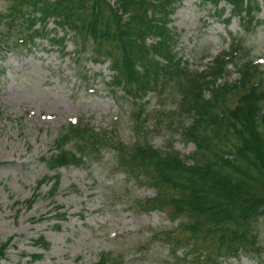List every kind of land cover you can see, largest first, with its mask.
I'll return each mask as SVG.
<instances>
[{
  "label": "trees",
  "instance_id": "obj_1",
  "mask_svg": "<svg viewBox=\"0 0 264 264\" xmlns=\"http://www.w3.org/2000/svg\"><path fill=\"white\" fill-rule=\"evenodd\" d=\"M176 1L3 0L0 50L27 45L30 50L37 39H47L64 52L69 35L74 62L89 54L87 59L108 63L114 72L108 84L123 104L119 117L132 127L130 137L113 126L96 130L71 123L56 137L53 152L42 158L48 169L83 167L110 152L127 180L154 191L135 201V212L159 210L179 220L161 236L165 257L174 264H221L241 255L264 264L257 229L264 215V68L250 57L242 38L233 39L230 49L204 70L191 68L174 51L176 34L168 27ZM203 1L217 8L221 0ZM224 1L244 28L262 7L259 0ZM50 20L56 25L52 30ZM150 93L154 103L144 100ZM161 127L193 143L195 150L182 156L171 146L156 147L150 138ZM50 180L47 195L53 198L57 174L40 179L35 190ZM36 191L27 208L39 197ZM11 240L0 238V259ZM35 243L49 247L43 237ZM123 263V255L103 252L94 264Z\"/></svg>",
  "mask_w": 264,
  "mask_h": 264
},
{
  "label": "rangeland",
  "instance_id": "obj_2",
  "mask_svg": "<svg viewBox=\"0 0 264 264\" xmlns=\"http://www.w3.org/2000/svg\"><path fill=\"white\" fill-rule=\"evenodd\" d=\"M2 5L0 0V9ZM222 6L226 11L220 14L199 0L177 4L169 25L178 35V55L201 70L229 48L232 38L240 37L250 57L264 68V5L246 31L237 18L226 21L230 7L221 2ZM53 27L50 22L48 29ZM75 50L68 36L64 52L46 39L37 40L30 50L26 46L0 51V236L13 237L0 264H94L103 252L123 255V264H174L160 244L163 232L175 228L178 220L172 222L160 211L135 212V201L151 196L153 190L127 181L110 152L83 167L49 170L42 162L53 152L56 137L73 122L96 130L113 126L130 137L132 127L119 117L123 104L116 102L108 86L112 72L88 59L74 62ZM144 100L156 99L150 93ZM150 139L156 147L171 146L181 155L195 149L166 127L154 131ZM56 174L59 186L53 198L46 196L50 181L27 209L37 181ZM257 229L263 244L264 215ZM39 237L49 242L48 249L34 243ZM32 253L42 258L32 261ZM221 261L258 264L245 255Z\"/></svg>",
  "mask_w": 264,
  "mask_h": 264
}]
</instances>
